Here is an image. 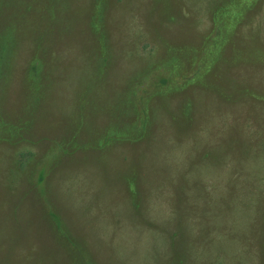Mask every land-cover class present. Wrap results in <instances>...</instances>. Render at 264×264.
Here are the masks:
<instances>
[{
	"label": "rangeland",
	"instance_id": "obj_1",
	"mask_svg": "<svg viewBox=\"0 0 264 264\" xmlns=\"http://www.w3.org/2000/svg\"><path fill=\"white\" fill-rule=\"evenodd\" d=\"M0 264H264V0H0Z\"/></svg>",
	"mask_w": 264,
	"mask_h": 264
}]
</instances>
